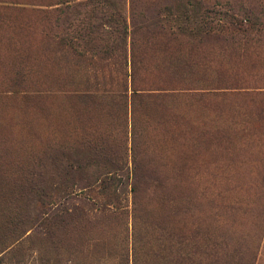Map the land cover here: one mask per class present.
<instances>
[{
  "label": "rangeland",
  "instance_id": "rangeland-1",
  "mask_svg": "<svg viewBox=\"0 0 264 264\" xmlns=\"http://www.w3.org/2000/svg\"><path fill=\"white\" fill-rule=\"evenodd\" d=\"M103 2L127 24L109 57L57 31L55 0H0V264H264V20L213 31L264 0Z\"/></svg>",
  "mask_w": 264,
  "mask_h": 264
},
{
  "label": "trees",
  "instance_id": "trees-1",
  "mask_svg": "<svg viewBox=\"0 0 264 264\" xmlns=\"http://www.w3.org/2000/svg\"><path fill=\"white\" fill-rule=\"evenodd\" d=\"M55 4L56 7L52 9V12L57 31L82 49L94 51L100 57L111 56L119 39L127 31V24L122 12L119 9L110 7L103 0H55ZM259 14L258 17L254 18L252 9L247 8H238L233 13L227 12L225 21L215 24L213 31L218 36L235 40L238 43L241 40L248 41L245 35L252 33L263 25L264 9ZM184 15L185 13L176 16V22H181ZM167 25L169 26L171 23L168 22ZM240 89L246 92L249 88L235 86L219 90L223 93L239 94L238 92L241 91L237 90ZM244 94L248 95L244 92L241 95ZM257 94L264 95V93ZM262 102L264 106V96ZM91 165L92 168H89L87 172L89 185L93 186L100 182L99 191L101 193L116 196L121 178L117 176L107 177L105 170L94 164ZM154 172L153 168H142L135 165L131 187L134 199L137 196L139 185L146 182L147 178ZM153 182L157 183L156 179ZM135 211H137L136 208ZM73 218H78V215L74 216L68 210L57 213L54 219L55 225L60 226Z\"/></svg>",
  "mask_w": 264,
  "mask_h": 264
}]
</instances>
